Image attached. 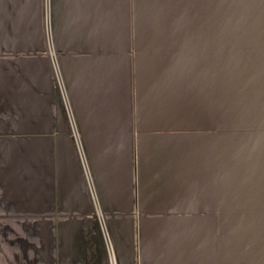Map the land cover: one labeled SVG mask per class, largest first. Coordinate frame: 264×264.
Returning <instances> with one entry per match:
<instances>
[{"label": "crops", "instance_id": "1", "mask_svg": "<svg viewBox=\"0 0 264 264\" xmlns=\"http://www.w3.org/2000/svg\"><path fill=\"white\" fill-rule=\"evenodd\" d=\"M101 226L118 264H264V0H0V264L107 263Z\"/></svg>", "mask_w": 264, "mask_h": 264}, {"label": "rangeland", "instance_id": "2", "mask_svg": "<svg viewBox=\"0 0 264 264\" xmlns=\"http://www.w3.org/2000/svg\"><path fill=\"white\" fill-rule=\"evenodd\" d=\"M46 17H47V15H45V18ZM50 60H51V57H50ZM57 62H58L57 58H56V61H55V59H54V61L51 60L52 68H53V65H55V66L57 65ZM53 75H54V79H55V82L57 84L58 91H59V105L62 108L61 111L63 112L64 106L62 105V97H61V92L59 89V85L62 86V88H63V82H62V78L60 76L61 73H59V75L56 76V73L53 71ZM65 111H66V109H65ZM65 113H67V111ZM68 113H69V110H68ZM68 113H67V115H68ZM66 118L68 119V122H69V129H72V133H73L74 137H77V131H76V127H75L76 123H75L74 116H66ZM100 219L102 220L101 215H100ZM91 240L95 243L96 248H97L98 258H97L96 264H107L106 259L104 260V263L101 262L102 258L104 257V254L102 252V248L100 249V241L98 240L97 234L95 232L91 236ZM103 247L105 248L103 250L105 251L106 258H107L106 246L104 245Z\"/></svg>", "mask_w": 264, "mask_h": 264}, {"label": "built area", "instance_id": "3", "mask_svg": "<svg viewBox=\"0 0 264 264\" xmlns=\"http://www.w3.org/2000/svg\"><path fill=\"white\" fill-rule=\"evenodd\" d=\"M44 9H45V15H47V17H46V22H47L48 18H49V0H44ZM47 40L49 43L51 42L50 38H48ZM50 54H51V60L54 61V59H55V61H56V57L52 56V55H54V52L53 53L50 52ZM53 68H54V72L56 73V76H58L59 71H58L57 65L56 66L53 65ZM59 89H60L61 97H62V105L64 106V108L66 109V111L68 113V105H67V99H66L65 91L63 90L62 86H60V85H59ZM99 222H100V225H103L102 220L100 218H99ZM101 229H102V234H103V238L105 241L104 243H105L106 250H107V264H118L117 259H116V255L112 249V246H111V243L109 241L107 232L105 231V229L102 226H101Z\"/></svg>", "mask_w": 264, "mask_h": 264}, {"label": "water", "instance_id": "4", "mask_svg": "<svg viewBox=\"0 0 264 264\" xmlns=\"http://www.w3.org/2000/svg\"><path fill=\"white\" fill-rule=\"evenodd\" d=\"M56 125H57V131L58 132L62 133L65 131V123H64V119H63V115H62L60 105H57V107H56ZM89 223H90V221L87 220L86 221V226L88 228L87 236H90V234H91V230L89 229V225H88ZM92 247H93L92 245H90L88 247L89 251L91 252V258L89 260L90 263H93L95 261V258H96V256L92 252Z\"/></svg>", "mask_w": 264, "mask_h": 264}]
</instances>
